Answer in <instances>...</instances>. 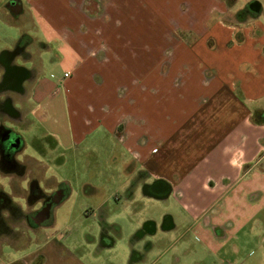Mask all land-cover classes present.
Wrapping results in <instances>:
<instances>
[{
    "label": "crops",
    "instance_id": "1",
    "mask_svg": "<svg viewBox=\"0 0 264 264\" xmlns=\"http://www.w3.org/2000/svg\"><path fill=\"white\" fill-rule=\"evenodd\" d=\"M250 10L256 22L215 23L193 38L192 26H170L159 0H0V22L19 30L0 53V137L20 144L0 174L16 190L35 164L41 175L28 189L34 182L45 192L27 198L44 202L43 240L0 264H108L103 255L119 259L127 231L130 264L179 231L211 256L227 252L215 264H249L253 251L239 259V235L256 241L251 227L264 244V9ZM35 119L52 150L84 146L96 160L103 187L98 177L89 185L104 197L83 216L103 228L98 238L60 229L55 214L70 184L48 178L35 155L19 161L28 143L15 127ZM145 199L169 209L144 219Z\"/></svg>",
    "mask_w": 264,
    "mask_h": 264
},
{
    "label": "rangeland",
    "instance_id": "2",
    "mask_svg": "<svg viewBox=\"0 0 264 264\" xmlns=\"http://www.w3.org/2000/svg\"><path fill=\"white\" fill-rule=\"evenodd\" d=\"M255 2H258L264 9V0H159L161 12L164 10L167 11L166 13L169 12L171 18L170 26H192L193 38L198 37L205 26L210 27L215 23L224 22L242 26L256 22L259 13L250 10V5ZM261 21L264 23V13ZM16 29L4 26L0 22V53L3 49L11 46V43L7 40L8 38L16 37V33L19 31ZM16 104L19 107L23 106L20 101H17ZM15 130L22 133L28 143V148L25 154L18 158L19 161L27 162L25 155H35L37 159L49 165L47 170L48 178L51 176L57 177L56 180L59 183L67 182L71 186L72 193L70 198L62 206L58 207L55 214L59 220L60 229L64 227L70 229L69 231H72L75 234L73 237L76 238H79V234L82 232L85 237V233H90L89 230L93 229V227L84 221L83 215L89 211L88 205L95 198L104 197V191L92 196L94 190L89 185L98 177V184L103 187L102 175L98 176L96 171H94L97 166L96 160L87 154L84 146H81L80 150L72 152H66L64 149L52 150L48 143L43 140L47 136V132L38 119H35L32 127H15ZM4 142L10 146L9 141V143ZM19 146L20 144L18 143L14 147L15 149H11L17 152ZM44 148L46 150H43ZM13 156L8 153L3 158V154L0 153L1 166H7ZM63 156L66 159L65 164H62ZM32 171L34 177L41 175L35 164L32 165ZM33 176L29 175L22 183L21 181H16V190H13L8 183L7 176L3 178L0 174V184L6 191L0 187V260L5 263H10L30 253L32 251V243H38L43 240L41 232H43L45 224L39 222L38 219L42 215L41 210L44 207V202L41 201L36 206H30L27 202L31 192L28 186ZM21 185L23 189L27 190L24 191ZM41 186L46 192L54 193L46 190L44 181H42ZM143 203L146 206L143 213L144 219L156 218L160 220L165 211L169 209L164 207L163 204L146 199ZM250 228L248 227L247 231L256 234L258 239L256 241L250 238L245 240L242 236L246 231L239 235L241 238L237 240V243L241 244L242 250L239 259L241 261L248 259V254L253 251L248 261L249 264H264V244L261 245V237L259 238L261 233L258 232L259 230L255 231L256 229L251 230ZM104 229L106 230V228ZM101 230H103L102 227ZM101 230L96 227L93 229L92 234L98 238ZM129 233L130 231H127L125 234H128V236L123 238L125 247L124 249H119V259H116L117 254L115 252H106L103 255L108 264H130L132 253L128 246H130L132 238ZM160 236L164 235L160 234ZM158 240H160L158 247L155 248L152 254L148 255V260L144 264H153L155 261L159 264H215L223 260L226 262L230 260L229 257L226 258L227 252L223 251L211 256L209 254L211 251L205 250L203 243L197 240L193 234L183 235L179 231L173 234L171 238H158L152 241L156 242ZM142 245L141 251L146 252V243ZM91 249L95 251V248ZM167 249H169V253L163 254ZM123 258H125V261Z\"/></svg>",
    "mask_w": 264,
    "mask_h": 264
},
{
    "label": "trees",
    "instance_id": "3",
    "mask_svg": "<svg viewBox=\"0 0 264 264\" xmlns=\"http://www.w3.org/2000/svg\"><path fill=\"white\" fill-rule=\"evenodd\" d=\"M15 165L17 168L20 167V164H18L17 162H15ZM66 189L67 187H65V190ZM30 190L31 192L29 196V204H33L37 201L45 199V195L43 191H41L37 183L33 182V184H31ZM68 195H69V189H67V191H64L62 188H60L59 195H57L59 197V202L63 201V199H65Z\"/></svg>",
    "mask_w": 264,
    "mask_h": 264
},
{
    "label": "flooded vegetation",
    "instance_id": "4",
    "mask_svg": "<svg viewBox=\"0 0 264 264\" xmlns=\"http://www.w3.org/2000/svg\"><path fill=\"white\" fill-rule=\"evenodd\" d=\"M4 141H6V139H5V138L2 139V137H0V153L3 154V158H4L8 153H10L11 156L15 155L17 152H16L15 150L11 149V148H12V145H11L8 141H6L7 143L10 144V146H9V145L6 144ZM4 154H5V155H4ZM12 158H13V157H12ZM4 163H5V161H4ZM102 237H104V234H102Z\"/></svg>",
    "mask_w": 264,
    "mask_h": 264
},
{
    "label": "water",
    "instance_id": "5",
    "mask_svg": "<svg viewBox=\"0 0 264 264\" xmlns=\"http://www.w3.org/2000/svg\"><path fill=\"white\" fill-rule=\"evenodd\" d=\"M250 8L253 9V10H255V11H259L260 5H259V3L255 2V3H252L250 5ZM158 193L162 194V193H164V190H161Z\"/></svg>",
    "mask_w": 264,
    "mask_h": 264
}]
</instances>
